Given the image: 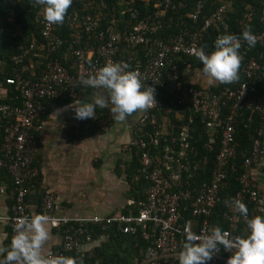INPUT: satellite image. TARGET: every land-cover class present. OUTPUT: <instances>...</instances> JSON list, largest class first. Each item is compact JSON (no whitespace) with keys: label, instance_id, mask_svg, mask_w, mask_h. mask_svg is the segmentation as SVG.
Listing matches in <instances>:
<instances>
[{"label":"built area","instance_id":"built-area-1","mask_svg":"<svg viewBox=\"0 0 264 264\" xmlns=\"http://www.w3.org/2000/svg\"><path fill=\"white\" fill-rule=\"evenodd\" d=\"M73 1L79 8L67 12L63 33L57 25H47L39 7L36 8V36L17 43L9 56L12 72L0 77V171L8 172L14 189L10 213L0 215L11 225L8 245L15 218L32 214H46L51 227L62 228L61 244L46 254L64 255L79 243L92 241L95 235L91 225L131 234L140 229L150 242L129 264H178L186 224L198 235L219 226L232 236H245L244 218L232 208L231 201L235 198L245 203L249 217L264 216V191L254 174L264 155L263 127L249 134L250 148L236 176L238 187L226 199L222 195L228 188L229 174L236 171L234 133L238 116L242 110H248L263 118L264 92H258L257 83L264 86V61L246 62L253 47L243 43L239 50L242 57L239 73L244 78L217 90L212 88L217 83L200 85L185 79L184 69L177 63L184 58L199 62L191 52L203 47L202 38L210 28L218 36L241 34L230 33L225 13L231 0H220L204 15L205 0H196L185 14L191 22L168 33L164 19L170 10L184 7L181 0L155 1L146 13H141L134 0H117L116 6H108L105 0ZM259 1L258 20L263 25L252 32L258 38L256 45L264 48V1ZM256 13L253 5L245 4L239 24L247 25ZM203 48L206 53L214 50V46ZM106 62L127 64L128 70L139 73L144 88L155 89L157 104L149 110L158 106L162 91L174 95L178 103L196 114L207 134L203 150L193 144L195 139L187 124L178 130V137L164 145H159L156 136L146 140L142 131L149 119L148 110L142 113L130 141L139 154V175L146 180L143 197L130 201L133 211L107 216H67L60 213L56 195L46 191L37 211L29 213L26 198L39 172L36 160L42 115L50 101L73 100L80 90L90 89L80 84L79 77L87 76ZM5 64L0 59V70L5 69ZM175 116L179 117V113ZM105 128L106 125L101 126V130ZM160 128L161 134L170 132L166 123L162 122ZM220 205L222 211L218 216L214 212ZM96 237L107 236L99 231ZM230 255L221 248L208 264H226Z\"/></svg>","mask_w":264,"mask_h":264},{"label":"clouds","instance_id":"clouds-1","mask_svg":"<svg viewBox=\"0 0 264 264\" xmlns=\"http://www.w3.org/2000/svg\"><path fill=\"white\" fill-rule=\"evenodd\" d=\"M72 3L73 0H32L49 26L63 25ZM257 40L251 26L245 25L240 35L218 36L211 52L206 53L200 47L193 48L191 54L203 65L201 73L209 84H232L239 81L242 44L251 48ZM128 68L123 62H106L87 76H80V84L92 89L91 95L55 109L51 116L58 119L63 112L71 110L74 119H96V110L100 108L109 109L116 122L124 123L136 113H146L157 104L155 89L144 88L139 73ZM231 206L244 218L247 234L232 236L219 226H212L198 235L186 224L178 264H208L221 248L231 253L226 264H264V216L249 217L245 203L239 199L233 198ZM49 224L50 217L46 214L16 217L10 244L0 243V264H84L82 257L45 253L51 239Z\"/></svg>","mask_w":264,"mask_h":264},{"label":"crops","instance_id":"crops-1","mask_svg":"<svg viewBox=\"0 0 264 264\" xmlns=\"http://www.w3.org/2000/svg\"><path fill=\"white\" fill-rule=\"evenodd\" d=\"M183 76L196 84H209L198 66L185 67ZM91 93V89L80 90L76 99L53 101L42 115L43 128L38 133L40 144L36 160L39 172L26 198L29 213L37 211L46 191L56 195L60 213L67 216L117 215L132 208L130 201L134 198L130 193L126 169L133 167L136 148L130 146V141L142 113L134 114L124 123L116 122L109 109L100 108L96 110V119H74L71 110L63 112L58 119L51 116L55 109L83 100ZM261 120L264 128V114ZM93 124L96 128L89 132ZM103 125L106 128L101 130ZM254 174L260 189L264 191V155ZM13 195V186L0 172L2 217L10 213ZM49 228L51 239L45 252L58 247L63 240L61 227H51L49 224ZM10 234V223L0 219V243L8 246ZM101 238L95 235L92 241H83L75 246L73 252L89 256L92 248L107 237Z\"/></svg>","mask_w":264,"mask_h":264},{"label":"trees","instance_id":"trees-1","mask_svg":"<svg viewBox=\"0 0 264 264\" xmlns=\"http://www.w3.org/2000/svg\"><path fill=\"white\" fill-rule=\"evenodd\" d=\"M108 3V6L114 4L116 6L117 0H105ZM158 0H134V5H136L141 13L149 12L151 8H153V2ZM184 3V7L177 10H170L165 17V32H173L176 31L179 26L188 25L191 21L186 17V12L191 10L196 2V0H181ZM264 1V0H262ZM220 0H205V6L203 10V14L208 13L207 11L214 8L217 4H219ZM259 0H231V4L228 10L225 13L226 19L230 24V33H238L242 32L244 26L239 24L240 14L242 8L245 4H251L255 7L256 15L252 19L250 23L247 25L251 26L252 30H258L262 27L263 22L258 20L260 17L258 14L261 12ZM37 7H34L32 4V0H14L13 2L9 0H0V59L5 61V69L0 70V77L4 75H9L12 72V66L9 61V56L12 54L17 46V43L22 41L29 40L32 35H35L38 27L34 22V13ZM79 4L74 2L67 12L78 9ZM12 12V14H10ZM201 19V18H200ZM63 33L66 30L63 25H57ZM36 36V35H35ZM218 34L214 32L211 28L208 30V33L202 38V46L203 47H213L214 42ZM264 61V48L261 46H254L246 55L245 61ZM65 61V60H63ZM178 65L183 70L187 64L191 66L203 67L202 64L194 59H180L177 60ZM0 78V80H2ZM244 76L242 73H239V79H243ZM252 85L253 83L250 82ZM229 84H219L213 85L212 88L214 90L220 89ZM257 89L259 93L264 92V86L261 85L260 82L257 83ZM10 94H12L10 92ZM53 101H61L66 102L69 101L67 99L62 100H52ZM179 113V117L175 116V113ZM149 119H153L154 122H150L149 119L145 121V125L143 126V135L146 140H149L150 136L157 137L159 145H164L171 141V139H175L178 137V130L182 125L187 124L190 128V132L195 139L194 145H196L199 149L203 150L201 147L203 145V141L206 140L207 134L203 126L200 124L198 116L181 103H178L174 95H168L161 91L159 96V104L156 108L149 110ZM190 120V121H189ZM167 124V129H169V133L161 134V123ZM95 125L93 124L90 127L89 132L95 130ZM262 128V120L260 115L253 111H243L238 116L237 123L235 124V148H236V171H233L229 174L226 185L228 188L223 191V199H226L228 195H230L237 187L238 183L236 180L237 173L239 171V165L244 156L248 153L250 148V133H255L256 130ZM76 136V135H74ZM165 136V140H164ZM217 143H215V147H217ZM153 148L159 147L152 145ZM134 163L132 169H126L127 180L130 185V193L133 196L134 200H138L143 197L144 189L146 186V180L139 175L138 168L139 167V154L138 152L134 155ZM3 173L7 179L8 183L13 186L12 181L8 172L5 169L0 171ZM135 175V176H134ZM127 208V207H126ZM130 210H134V208H130ZM123 210L122 213L129 212ZM222 211V205L218 206L215 210V214L218 216ZM215 216V215H214ZM93 229L94 235L97 232H103L107 238L96 246H94L91 252V255H87L86 253L78 254L76 252L69 251L65 253L66 256H77L82 257L84 260V264H129L133 261L135 257L139 255L140 250L144 249L150 242V238H145L140 229L137 230L136 233H119L114 232V228H106V230H102L100 225H91Z\"/></svg>","mask_w":264,"mask_h":264}]
</instances>
